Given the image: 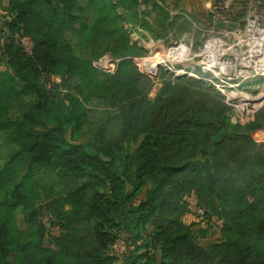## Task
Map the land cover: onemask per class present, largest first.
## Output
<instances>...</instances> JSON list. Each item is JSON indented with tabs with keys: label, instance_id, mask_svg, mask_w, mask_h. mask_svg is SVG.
<instances>
[{
	"label": "trees",
	"instance_id": "1",
	"mask_svg": "<svg viewBox=\"0 0 264 264\" xmlns=\"http://www.w3.org/2000/svg\"><path fill=\"white\" fill-rule=\"evenodd\" d=\"M222 2L215 14L229 20L250 9ZM2 12L11 35L0 41V64L48 87L28 84L34 95L12 99L14 82L0 72V264H264V142L254 137L264 117L232 122L225 96L205 80L163 74L152 100V80L134 59L112 72L96 67L107 54L142 52L123 47L125 16L139 26L155 12L172 29L164 6L0 0ZM88 80L96 105L118 122L109 134L88 110L63 106V90ZM190 213L215 220L219 239L206 241L210 226L188 225Z\"/></svg>",
	"mask_w": 264,
	"mask_h": 264
},
{
	"label": "rangeland",
	"instance_id": "2",
	"mask_svg": "<svg viewBox=\"0 0 264 264\" xmlns=\"http://www.w3.org/2000/svg\"><path fill=\"white\" fill-rule=\"evenodd\" d=\"M263 0H253L254 5L245 16L232 17L218 24L225 25L224 30L218 28L212 34L203 33L197 27H191L185 22L174 24L172 29L165 30L164 18L152 12H146L142 16L144 23L137 26L134 18L125 16V28L128 30L130 41L123 46L128 51L135 50L133 44L142 49L137 53L127 54L122 58H113L111 54L105 55L96 63V67L105 72L115 71L114 62L119 63L126 58L134 59L141 72L149 76L152 86L148 97L155 99L163 87L161 76L174 80L177 77L187 76L195 80H205L214 86L224 97V102L231 107L228 111L232 122L246 124L258 121L264 117V8ZM152 10V5L148 6ZM123 13L122 9H119ZM8 17L0 14V41H6L5 35L11 33L2 32L3 22ZM173 20H167L168 23ZM146 22V23H145ZM167 23V24H168ZM198 26V25H197ZM201 28V27H200ZM213 30V29H212ZM18 38V36H16ZM26 52L30 53L33 47L28 38L21 40ZM119 48V47H118ZM134 49V50H133ZM0 72L5 79L12 80L14 84L9 86L11 97L20 96L23 91L27 95H34L33 91H26L28 84L47 86L44 80L35 77L31 73H22L20 78L13 76L9 70L0 64ZM52 81H59L52 78ZM92 80L86 81L78 89L70 93L63 90V106L76 112L88 110L89 118L99 125H104L107 133L113 132L118 127V122L109 116V111L96 105L94 96L98 90L91 87ZM72 95L69 98L68 95ZM8 95V94H7ZM11 100V99H10ZM254 101V102H251ZM264 124V120L262 121ZM259 142H264V127L254 133ZM192 213L196 205L189 200ZM188 225L194 228H209V236L206 239L212 242L219 239L217 222L202 221L196 214H188L184 218Z\"/></svg>",
	"mask_w": 264,
	"mask_h": 264
},
{
	"label": "crops",
	"instance_id": "3",
	"mask_svg": "<svg viewBox=\"0 0 264 264\" xmlns=\"http://www.w3.org/2000/svg\"><path fill=\"white\" fill-rule=\"evenodd\" d=\"M159 5L164 6L169 12L170 18L175 24L182 22L197 27L203 35L206 33L212 34L218 28L224 30L225 25L217 27L216 24H221L226 21L225 16L216 15L215 9L218 2L221 0H154ZM249 3V8L254 5L253 0H239ZM264 4V0L262 1ZM225 20V21H224ZM198 25V26H197ZM201 27V28H200ZM213 29V30H212Z\"/></svg>",
	"mask_w": 264,
	"mask_h": 264
},
{
	"label": "built area",
	"instance_id": "4",
	"mask_svg": "<svg viewBox=\"0 0 264 264\" xmlns=\"http://www.w3.org/2000/svg\"><path fill=\"white\" fill-rule=\"evenodd\" d=\"M236 0H223L222 6L224 10H229Z\"/></svg>",
	"mask_w": 264,
	"mask_h": 264
},
{
	"label": "water",
	"instance_id": "5",
	"mask_svg": "<svg viewBox=\"0 0 264 264\" xmlns=\"http://www.w3.org/2000/svg\"><path fill=\"white\" fill-rule=\"evenodd\" d=\"M251 102H254V101H251Z\"/></svg>",
	"mask_w": 264,
	"mask_h": 264
}]
</instances>
